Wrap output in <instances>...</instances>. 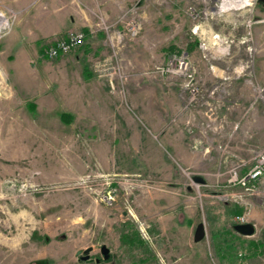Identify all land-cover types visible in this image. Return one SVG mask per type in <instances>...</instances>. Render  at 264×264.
Here are the masks:
<instances>
[{
    "label": "rangeland",
    "instance_id": "374dc122",
    "mask_svg": "<svg viewBox=\"0 0 264 264\" xmlns=\"http://www.w3.org/2000/svg\"><path fill=\"white\" fill-rule=\"evenodd\" d=\"M81 3L0 0V264H264L263 186L229 181L264 150V0L101 6L47 58Z\"/></svg>",
    "mask_w": 264,
    "mask_h": 264
},
{
    "label": "built area",
    "instance_id": "2783aa9c",
    "mask_svg": "<svg viewBox=\"0 0 264 264\" xmlns=\"http://www.w3.org/2000/svg\"><path fill=\"white\" fill-rule=\"evenodd\" d=\"M137 30L138 26L135 25L132 34H136ZM85 38V33L82 31H69L63 38L52 40L45 47L44 54L50 59L57 58L60 55L82 47L85 43ZM175 69L177 73L184 74L189 69V62L183 57L177 58ZM244 165L243 163L230 172V183L239 185L251 192H259V185H262L264 190V150L257 153L252 167L246 173L241 174L240 170ZM237 221L240 224L246 222L244 216H237Z\"/></svg>",
    "mask_w": 264,
    "mask_h": 264
},
{
    "label": "crops",
    "instance_id": "0c3cea01",
    "mask_svg": "<svg viewBox=\"0 0 264 264\" xmlns=\"http://www.w3.org/2000/svg\"><path fill=\"white\" fill-rule=\"evenodd\" d=\"M79 1L80 3L82 2L81 4L83 5H89V7H93V8H87L89 11L88 12L89 15H86V17L81 16L78 20H76L73 23V25L76 28H78L79 30L85 33L87 39H95L99 37V32L101 31L102 33H100V35H103L104 34L103 32H106L103 30H107L108 28L106 19L100 17L97 20L92 16V14H96V13L102 14L103 10L100 8L101 6H110L111 12L116 14L118 13L116 19L110 22V25H112L113 28L117 26L119 29H122V27L125 29V25H123L125 24L122 18L123 16L120 13L123 12L124 7L128 4L129 0H85V1L79 0ZM95 7L98 9V11ZM82 13H84V11H82ZM121 31L122 30H117L116 33L122 34ZM54 32H63V28L57 29Z\"/></svg>",
    "mask_w": 264,
    "mask_h": 264
},
{
    "label": "water",
    "instance_id": "95a60500",
    "mask_svg": "<svg viewBox=\"0 0 264 264\" xmlns=\"http://www.w3.org/2000/svg\"><path fill=\"white\" fill-rule=\"evenodd\" d=\"M193 180L200 184H206V180L201 176H194ZM234 229L241 235L244 236H253L256 232V227L253 223H242L236 224ZM206 237V227L204 223H199L194 235V241L200 242ZM90 250H86L88 253ZM102 251L104 253L105 259H109L110 257V250L106 246L102 247ZM88 257H86L87 259Z\"/></svg>",
    "mask_w": 264,
    "mask_h": 264
},
{
    "label": "bare ground",
    "instance_id": "6f19581e",
    "mask_svg": "<svg viewBox=\"0 0 264 264\" xmlns=\"http://www.w3.org/2000/svg\"><path fill=\"white\" fill-rule=\"evenodd\" d=\"M245 1V3L248 1V0H244ZM1 15V14H0Z\"/></svg>",
    "mask_w": 264,
    "mask_h": 264
}]
</instances>
